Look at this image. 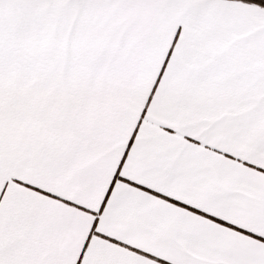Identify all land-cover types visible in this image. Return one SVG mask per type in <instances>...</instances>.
<instances>
[{"label": "snow or ice", "instance_id": "snow-or-ice-1", "mask_svg": "<svg viewBox=\"0 0 264 264\" xmlns=\"http://www.w3.org/2000/svg\"><path fill=\"white\" fill-rule=\"evenodd\" d=\"M0 264H264V0H0Z\"/></svg>", "mask_w": 264, "mask_h": 264}]
</instances>
